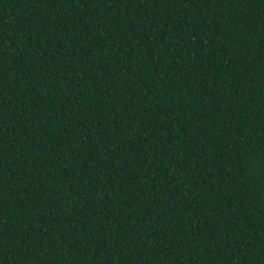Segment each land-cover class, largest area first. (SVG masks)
<instances>
[{"label": "trees", "instance_id": "trees-1", "mask_svg": "<svg viewBox=\"0 0 264 264\" xmlns=\"http://www.w3.org/2000/svg\"><path fill=\"white\" fill-rule=\"evenodd\" d=\"M264 0H0V264H264Z\"/></svg>", "mask_w": 264, "mask_h": 264}, {"label": "snow or ice", "instance_id": "snow-or-ice-1", "mask_svg": "<svg viewBox=\"0 0 264 264\" xmlns=\"http://www.w3.org/2000/svg\"><path fill=\"white\" fill-rule=\"evenodd\" d=\"M237 2H239V0H237ZM262 163H264V162H262Z\"/></svg>", "mask_w": 264, "mask_h": 264}]
</instances>
